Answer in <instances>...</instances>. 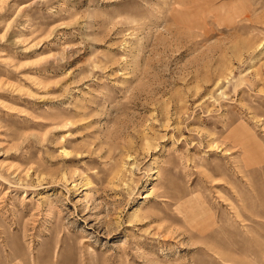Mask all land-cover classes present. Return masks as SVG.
<instances>
[{
    "label": "rangeland",
    "instance_id": "1",
    "mask_svg": "<svg viewBox=\"0 0 264 264\" xmlns=\"http://www.w3.org/2000/svg\"><path fill=\"white\" fill-rule=\"evenodd\" d=\"M0 264H264V0H0Z\"/></svg>",
    "mask_w": 264,
    "mask_h": 264
}]
</instances>
